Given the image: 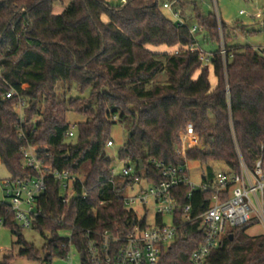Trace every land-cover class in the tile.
<instances>
[{
    "label": "trees",
    "instance_id": "trees-1",
    "mask_svg": "<svg viewBox=\"0 0 264 264\" xmlns=\"http://www.w3.org/2000/svg\"><path fill=\"white\" fill-rule=\"evenodd\" d=\"M113 1L69 0L56 14L62 0H0L1 162L13 179L31 173L23 165L22 131L32 144L47 147L55 168L80 175L85 165L90 166L68 204L62 201L59 184L48 181L40 199L43 215L32 227L50 234L44 247L47 261L53 256L65 259L71 245L85 253L88 230L122 235L136 225L146 226L145 219L139 221L135 211L118 199L133 180L111 171L113 159L106 150L116 122L131 133L119 159L135 165L137 175L149 182L161 179L153 160L184 163L176 146L189 124L201 146L189 148L187 160L222 161L239 171V155L253 167L264 154V53L230 45L228 26L220 27L216 15L202 13L192 0ZM174 1L187 26L166 14L164 3ZM195 25L203 33V43L217 45L207 51L211 58L206 65L199 51L192 50L198 40L189 27ZM74 85L82 93L89 91V96L67 99ZM12 89L28 101L23 123L15 109L17 99L5 97ZM69 111L85 117L71 139L66 136L71 128ZM208 175L214 176L211 168ZM190 191L187 185L179 188L181 203ZM214 196L212 191L193 190V214H202ZM0 220L19 236L20 255L38 259L39 253L23 239L10 204L0 203ZM255 224L235 228L233 239L227 236L224 246L214 250L213 263L264 264V238L246 234ZM187 230L162 254L159 264H190L203 240L202 219L189 223ZM11 261L6 257L0 264Z\"/></svg>",
    "mask_w": 264,
    "mask_h": 264
},
{
    "label": "built area",
    "instance_id": "built-area-1",
    "mask_svg": "<svg viewBox=\"0 0 264 264\" xmlns=\"http://www.w3.org/2000/svg\"><path fill=\"white\" fill-rule=\"evenodd\" d=\"M213 1L217 7V0ZM175 2H165L163 8L174 16L179 26H187V22L174 8ZM240 13L246 12L242 10ZM216 17L221 27L218 10ZM189 30L195 35L198 27L190 26ZM192 50L199 51L205 65L210 62L211 54L199 47L198 43ZM256 50L264 53V46ZM221 53L226 60L227 50L224 48ZM5 97L17 99L15 109L20 122L23 123L28 101L13 89L7 91ZM75 128L76 124L71 125L66 133L68 139L74 137ZM19 137L25 142L21 147L23 165L31 173L23 178L6 179L3 184L17 223L22 228H32L34 222L43 215L40 199L47 192L50 179L59 184L62 201L68 204L78 194L76 183L80 181L83 185L84 178L55 168L52 164V154L47 147L32 144L22 131ZM181 138L184 145L181 149H176V153L184 156V163L173 165L152 161L160 174L161 179L158 182H149L137 175L135 165L125 163L119 176L131 178L133 182L124 185V191L130 190L133 185H140V189L129 194H119L118 199L123 201L127 209L135 211L139 221L145 219L146 226L136 225L132 231L122 235L107 229L86 231L85 253L79 252L81 257L84 256L83 260L87 259L89 264H159L162 254L171 247L178 235L188 231L187 225L201 218L204 236L192 252L190 264H214V250L224 246L225 238L235 228L251 221L264 225V154H261L253 167H249L239 155V171L230 168L228 172L219 171L214 173L211 179L196 184L190 178L188 160L185 158L189 148L185 142L191 138L198 140L191 124L181 132ZM113 145V141L107 143V147ZM263 150L264 146L262 152ZM111 171L114 176H118L114 168ZM182 185L191 189L184 203H181L179 194ZM196 189L212 191L215 194L208 208L200 215L193 214V204L190 202L192 191ZM151 207L154 213L150 210ZM152 214L155 225H148L147 219ZM166 217H170L169 223L165 222ZM71 247L73 249L74 246ZM71 252L66 260L72 259Z\"/></svg>",
    "mask_w": 264,
    "mask_h": 264
},
{
    "label": "rangeland",
    "instance_id": "rangeland-1",
    "mask_svg": "<svg viewBox=\"0 0 264 264\" xmlns=\"http://www.w3.org/2000/svg\"><path fill=\"white\" fill-rule=\"evenodd\" d=\"M62 1L64 2V4L58 2L54 9V12L56 14H60L69 3V0ZM125 1L126 0H116L113 1V3L122 4ZM192 1L200 9V11L206 15H216L218 10L221 22L228 26L230 45H239L241 48L250 47L253 49H259V47L264 46V0H217V7H215L213 0ZM242 10H244L246 13L241 14L240 11ZM188 11H191V8H188ZM166 14L176 21L174 16H172L170 13L166 12ZM257 14H259L260 16L257 17ZM104 19L107 20L106 17ZM202 35V31L196 33L199 47H201L206 52L211 49L217 48V45L210 47L208 44L203 43ZM221 47L223 49L225 48L223 39L221 42ZM150 49L159 52H172L171 49H168L166 47H152ZM212 83H214V85L216 83L214 78H212ZM87 96H89V91L82 93L79 88L74 85L71 93L68 94L67 99ZM84 120L85 117L82 115L76 114L72 111H69L67 113V122L71 125L77 124ZM181 132L180 142H178L176 149L184 145L181 138ZM128 134V129L125 124L116 122L112 127L111 139L114 145L112 147H107L106 152L108 157L110 159H113V168L117 175L121 174L125 166V162L119 159L118 152L124 146ZM185 144L188 145L189 148L201 146L199 140L194 138L188 139ZM178 156L183 157V160H185L183 155ZM209 168H211L214 173H217L219 171H229V166L222 161L203 164L197 160H188L190 178L192 182L196 184H200L204 180V178L209 179ZM89 170L90 166L85 165L83 167L82 173L80 174V177L84 178ZM11 177L12 176L10 172L0 160V203L10 204V198L5 192L3 182L6 179H10ZM139 189L140 185H133L130 190H122L121 194H129L131 191L136 192ZM150 210L154 213V209L152 207ZM147 222L148 225H155L154 214L148 217ZM165 222L169 223L170 217H166ZM21 233L25 242L29 245H32L35 251L39 253V258L29 259L25 256H21L20 252L23 248V245L19 243V236L16 233L12 232L10 228L5 227L0 220V262H3L6 257H12L11 264H82L81 255L74 247L71 252V260L53 256L51 261H47L46 259L48 252L44 250V247L50 239L49 232L41 234L40 231L36 228H22ZM67 234L68 233H62V235ZM246 234L251 237L264 238V225L261 222H258L247 229Z\"/></svg>",
    "mask_w": 264,
    "mask_h": 264
},
{
    "label": "water",
    "instance_id": "water-1",
    "mask_svg": "<svg viewBox=\"0 0 264 264\" xmlns=\"http://www.w3.org/2000/svg\"><path fill=\"white\" fill-rule=\"evenodd\" d=\"M129 136H131V133L129 134ZM138 163L140 164V167H141V169H142V168H143L142 161H141V160H139V161H138ZM229 236H230V239H233V236H232V234H230ZM81 259L83 260V259H84V256H82V257H81Z\"/></svg>",
    "mask_w": 264,
    "mask_h": 264
}]
</instances>
